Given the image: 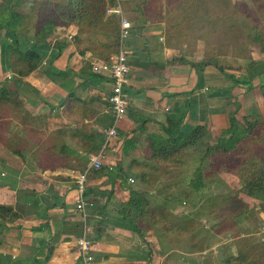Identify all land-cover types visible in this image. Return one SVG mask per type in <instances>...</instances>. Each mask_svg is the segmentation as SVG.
<instances>
[{"label":"crops","instance_id":"crops-1","mask_svg":"<svg viewBox=\"0 0 264 264\" xmlns=\"http://www.w3.org/2000/svg\"><path fill=\"white\" fill-rule=\"evenodd\" d=\"M160 25L149 21L133 24V31L122 42L129 66L122 87L126 105L115 123L116 134L108 138L104 130L111 126L112 118L105 123L104 117L110 116L106 100L109 77L96 68L99 61L89 51L80 54L73 45L70 39L75 27L57 32L51 44L62 39L65 43L58 50L52 47L43 51L40 63L31 71H26L16 54L11 58L5 49L2 58L0 47V71L3 69L7 97L21 100L32 116V122L23 128L9 114L11 111H3L6 125L0 128V203L10 206L11 211L0 218V264H165L172 258V249L165 254V238H157L151 229L139 236L123 220L128 189L137 190L149 202L161 203L165 178L169 179L170 173L165 172L162 162L149 156L150 150L167 138L162 131L166 119H179L183 126H204V136L212 139L228 126L225 106L231 100L223 94L226 90L230 96L234 92L233 85L213 66H205L197 75L186 62L178 61L185 53L184 46H166ZM108 37L107 41L114 39L113 35ZM248 53L252 66L260 64L252 52ZM188 55L182 54L183 59L201 58V53L194 51L193 58ZM48 66L64 73L52 74ZM89 74L101 77L91 78ZM254 75L250 85L258 89L253 93L258 98L245 104L243 110L258 105L264 117V97L259 90L264 69ZM82 124H88L95 138L101 140L94 152L71 137ZM58 133L62 134L59 143L64 154L58 164L50 160L54 156L49 158L48 166L57 164L53 168L40 169L36 156L45 144L52 147ZM50 136L52 140L48 141ZM200 141L188 150L187 158L197 156L194 149ZM90 156L97 157L98 168L90 164ZM142 164L144 167L138 168ZM136 167L145 172L146 183L134 176ZM80 175L82 210L75 207ZM171 211L177 216L190 213L181 206ZM79 238L89 242L83 253L89 261L82 259Z\"/></svg>","mask_w":264,"mask_h":264},{"label":"trees","instance_id":"trees-1","mask_svg":"<svg viewBox=\"0 0 264 264\" xmlns=\"http://www.w3.org/2000/svg\"><path fill=\"white\" fill-rule=\"evenodd\" d=\"M205 1L222 2L224 5L218 11L205 5ZM259 2L260 0L253 2L255 6H263L262 9H257L256 13L264 17V2ZM114 3V0H1L0 30L2 29L4 36L10 40L13 53L25 63L26 71H31L40 63L44 56L43 51L52 47L58 50L65 43L62 39L54 40L51 44V38L57 34V28L63 31L68 26L75 27L73 45L80 54L89 51L95 60L106 62L109 56L118 51L119 47L117 40L118 18L107 16L104 13L105 7L114 5ZM119 4L124 13H128L130 17L134 18V25L144 24L146 21L153 24L162 22L166 46L182 48L181 46L185 44L189 34L196 33L201 27H206L209 31L217 32L218 30L223 34L222 36H228L229 30L240 28L244 36L238 44L244 42L248 47L253 43L260 46L264 43V32H261L255 23L248 22V20L252 21L255 14L253 15L245 8L242 11L239 10L238 4L242 6V2L229 4V1L226 0H119ZM22 8H27V12H23ZM28 16L36 18V22L32 26V40L20 48L18 47V34L28 33L26 24ZM219 22L221 25L217 29ZM95 31H102V34L106 33V36L111 34L114 39L112 41H92L84 36ZM197 37L193 36L191 40H195ZM220 39L215 35V40L211 42L216 44H213L212 48L205 49L198 61L183 59L182 54L187 52L184 47L182 49L185 53H182L177 60L186 62L197 75L201 74L205 66H213L223 77L232 80L235 84L239 80L231 79L224 73L215 59L217 55L224 53L220 50V47L224 45L218 41ZM171 40H174V43ZM84 42L87 44H83ZM6 46L3 45L4 48ZM47 68L52 74L64 73V71H58L49 66ZM89 75L91 78L101 77L98 74ZM4 86L5 84H2L0 87V128H4L6 125V121L3 119L6 116L3 115L5 110L11 111L9 114L13 115L25 128V124L28 126L32 122V116L22 107L21 100L16 97H7L8 94ZM262 94L264 97V92ZM239 105L240 102L239 104L235 103L234 109L227 113L228 127L222 129L216 141L206 145L203 151L192 160L195 176L190 181L191 188L185 194L198 193L197 201L200 203L197 211L184 216H176L169 211L173 205L170 202L178 201L181 193L176 197L174 195L165 196L161 203H153L146 200L137 190L128 189V197L122 208L123 220L127 222L129 229L135 231L139 236H144L145 232L151 229L157 238H165V254L172 248L169 245L171 241L183 242L186 240L190 242L189 251L200 253L205 247H208L214 234H219L229 227L223 226L210 233L209 228L198 221L199 215L204 211V208L210 207L213 198L206 200L202 198V175L223 171L237 177L240 185L239 191L244 195L256 197L257 193H264V151H260V148L264 146V119L243 117L242 123H239L234 117V110L238 109ZM253 109L255 110L252 107L250 112H256L252 111ZM104 118L105 123L111 122V115ZM162 131L167 138L161 146L150 150L149 159L162 162L166 170L181 169L188 164V150L195 145L198 138L204 135L205 127L183 126L179 119L168 117ZM75 132L71 137L84 146L88 152H94L99 148L101 140L95 138L94 132L88 127V124H82V127ZM61 135V133L55 134L56 142H51L52 147L45 144L40 155L36 156V164L40 169L53 168L58 164V158H62L61 154H64V149L62 150V145L59 143ZM50 140H52V136L48 138V141ZM52 156L54 157L51 158ZM49 158L57 164L48 166ZM144 165H139L138 168H143ZM134 169L136 171L134 176L141 183H146L145 172H139L137 167ZM224 198L230 204L229 212H237L242 206L246 207L242 199L235 198L234 195H226ZM10 211V206L0 203V218L3 219ZM202 232L206 234L205 239L202 237L196 241L195 239ZM238 245L237 250L232 253L228 248L223 250L222 263L255 264L257 257L242 251L244 245Z\"/></svg>","mask_w":264,"mask_h":264},{"label":"rangeland","instance_id":"rangeland-1","mask_svg":"<svg viewBox=\"0 0 264 264\" xmlns=\"http://www.w3.org/2000/svg\"><path fill=\"white\" fill-rule=\"evenodd\" d=\"M1 1V0H0ZM56 1V0H51ZM115 3L119 0H114ZM229 1V4H232V2H242V6L238 4L240 7L239 10L242 11L243 8L248 10L249 12L255 14V17H252V21L248 20L250 23H255L258 29L261 32H264V17L257 14V9H262L261 5L255 6L254 1L255 0H226ZM264 2V0H260L259 3ZM114 3V4H115ZM205 5L211 6L214 10H220L223 7V3H215L214 1H205ZM110 6V5H109ZM120 6V4H119ZM121 9V7H120ZM23 12H27V8L21 9ZM121 15L123 18L129 20L132 24L131 32L133 31V23L134 18L130 17L128 13H124L121 9ZM107 16H116L118 18V23L120 17L117 15H107ZM36 22V18L33 16H28V19L26 20V24L28 26V33L27 34H18L19 41H18V47H21L22 44H28L31 40V33H32V26ZM160 25L159 23H157ZM221 23L219 22L217 24V29L220 28ZM164 28V24L160 25ZM224 26V25H223ZM216 29V30H217ZM240 31V28L232 29L227 32L228 36H222V33H219L220 31H209L206 27H201L199 30L195 32H191L189 37H187L186 44H182L184 46L187 53H189L188 56L194 57V54H199L205 50L212 48L213 44L211 41L215 40V35L219 36L221 39L218 41H221L224 45L220 47V50L224 53L221 55H217L215 59L217 60V64L219 67H221V70L226 73L231 79L239 80L238 82H235V84L232 82V80L226 78L228 83L232 86V92H234L235 95H228L229 91L226 90L225 94H223V97L229 98L231 100L227 107L225 106L228 111H231L235 107V103L239 102L241 103L238 107V109L234 110V117L239 122L242 123L243 117H247L250 119H264L263 116L260 115L261 109H259L255 105L252 111L256 112H250V109L247 108L244 105L248 102L254 100L256 97L258 98V95H253V93H257L258 89L256 86L252 87L250 85L251 83V77L252 74H257L258 71H262L264 68V53L261 51H264V43L260 46L257 43H253L248 45H245L244 42L239 43L240 40H243L242 37L244 36V33ZM57 32H61V29L57 28ZM104 34V33H103ZM102 31H95L92 33L85 34L84 36L90 38L92 41H107L108 35L106 33L103 35ZM264 34V33H263ZM193 36H198L195 40H191ZM200 36V37H199ZM127 39V38H126ZM125 39V40H126ZM73 43V38L70 39ZM124 40V41H125ZM123 41V42H124ZM140 41V40H139ZM174 40H171L172 43ZM10 40L4 36L3 30H0V47H1V55L3 58V51L5 49L6 52H8L11 55V58L15 55L13 53V49L10 45ZM217 42V41H215ZM134 43V41H133ZM83 44H87V42H84ZM238 44V45H237ZM3 45H7L6 48L3 47ZM172 45V44H171ZM245 45V46H243ZM23 46V45H22ZM216 46V45H215ZM193 47V48H192ZM248 51L252 52V56L257 60L256 62H259L260 64L256 66H252L251 60H249L250 54ZM8 54V55H9ZM185 54V56H187ZM53 57V55H51ZM1 57V56H0ZM16 58V55L14 56ZM18 59V58H16ZM19 61V59H18ZM44 61H42L43 63ZM1 65V63H0ZM260 65V66H259ZM258 68V69H257ZM255 70V71H254ZM3 69L0 71V87L3 84ZM254 75V76H255ZM9 78V77H6ZM261 82V86H259L260 92H264L263 84H264V78H260L259 80ZM226 83V84H228ZM247 83L249 85H247ZM251 86V87H249ZM249 87V88H248ZM250 94L251 97H250ZM233 97V98H232ZM254 98V99H253ZM242 105V106H241ZM252 105V104H251ZM244 106V108H243ZM264 111V109L262 110ZM229 125V122H228ZM228 127V126H227ZM225 127V128H227ZM223 128V129H225ZM222 130V129H221ZM221 130L219 131V134L216 137L204 136L202 135L200 143L198 142L197 148L194 149L197 152V155L200 154V152L203 151L204 144L205 146L208 144H212L216 141V139L219 137ZM198 138L197 141L200 139ZM212 140V143H209V141ZM196 141V142H197ZM208 141V143H207ZM260 151H264V146L260 148ZM196 157V156H195ZM194 157L187 158L188 164L185 167H182L181 169H172L173 171H168L169 179L165 178V196H171L174 195L175 197L178 194H182L180 198H178V201H171L170 203L173 204L171 207L174 209V207L181 206L183 208V211L185 213L187 212H195L197 211L199 207L200 201H197V195L198 193H188L190 186L191 179H194V170H193V162L192 160ZM165 171V172H166ZM202 198L203 200H206L208 198H212V204L210 207L204 208V211L201 212V214L198 217V221L205 225L206 228H209L210 233L216 230L217 228H221L223 226H229L227 229L222 231L219 234H214L211 238L208 247H205L201 253L191 252L189 251V243L186 241L183 242H174L171 241V244H169L172 248L171 252H169V255H172V258H168V260L165 261V264H223L222 258H223V250L229 249L230 252H234L237 250V245L243 246L242 251H245L248 254H254L256 258L255 264H264V193H257L258 195L256 197H250L244 195L242 192L239 191V183L237 180V177L233 174H229L223 171L219 172H213L211 175H202ZM226 195H234L235 198L242 199V201L245 203L246 207L242 206L238 209L237 212H229V206L230 204L227 202V200L224 198ZM183 196H185L183 198ZM202 200V199H201ZM203 202V201H202ZM207 204V202H206ZM171 209V208H170ZM169 209L170 212H172ZM174 214V213H172ZM176 215V214H174ZM177 216V215H176ZM223 230V229H222ZM206 234L204 232L199 233V237L197 239L202 238L205 239ZM193 243V242H192ZM205 245V243H204ZM238 245V246H239ZM169 255H166L169 256ZM89 261V260H88Z\"/></svg>","mask_w":264,"mask_h":264},{"label":"built area","instance_id":"built-area-1","mask_svg":"<svg viewBox=\"0 0 264 264\" xmlns=\"http://www.w3.org/2000/svg\"><path fill=\"white\" fill-rule=\"evenodd\" d=\"M104 13L105 15H117L120 17L117 33V40L119 44L118 51L109 56L108 61L97 62L95 64L99 71L106 73L110 81V90L106 96V100L109 104L112 124L104 130L105 136L108 138L109 136L116 134L115 123L122 117L125 111L126 95L123 92L122 87L126 84V75L128 73L129 66L126 58V51L122 49V42L130 35L132 24L129 20L122 17L118 2L114 5H107L104 9ZM89 161L94 168L99 167V161L96 156H90ZM128 181L131 182L132 180L128 179ZM82 182L83 175H80L77 179V191L79 195L75 205L76 209L79 210H82V206L84 205V200L82 198ZM77 245L82 254V259L89 260L90 257L83 254L89 248V242L84 238H79Z\"/></svg>","mask_w":264,"mask_h":264}]
</instances>
